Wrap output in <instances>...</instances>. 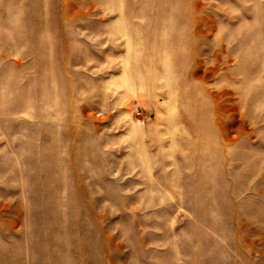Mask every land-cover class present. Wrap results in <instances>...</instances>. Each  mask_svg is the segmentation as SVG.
Returning <instances> with one entry per match:
<instances>
[{
  "label": "rangeland",
  "instance_id": "1",
  "mask_svg": "<svg viewBox=\"0 0 264 264\" xmlns=\"http://www.w3.org/2000/svg\"><path fill=\"white\" fill-rule=\"evenodd\" d=\"M0 264H264V0H0Z\"/></svg>",
  "mask_w": 264,
  "mask_h": 264
}]
</instances>
